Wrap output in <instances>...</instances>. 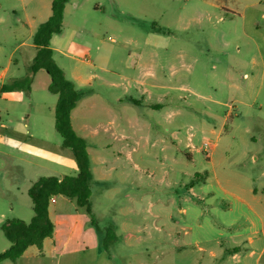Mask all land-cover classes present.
Here are the masks:
<instances>
[{
  "label": "rangeland",
  "instance_id": "obj_1",
  "mask_svg": "<svg viewBox=\"0 0 264 264\" xmlns=\"http://www.w3.org/2000/svg\"><path fill=\"white\" fill-rule=\"evenodd\" d=\"M67 3L56 39L64 43L73 33L75 41L90 46L91 62L128 77L131 85L136 55L153 54L158 82L171 89H156L151 99L134 90L121 94L141 100L137 110L152 124L143 132L149 139L136 145L133 159L118 151L124 144L118 139L88 141L94 169L91 214L69 199L59 211L66 221L55 220V250L15 264H229L234 252L242 258L251 250L255 257L261 254L253 264H264V0ZM23 8L22 0H0L5 20L0 25V124L31 114L30 125L53 147L62 143L50 110L57 95L47 89L51 78L45 70L34 79L27 69L36 51L32 33L22 26ZM149 40L166 48H152ZM53 59L69 79L77 67L103 74L71 55L55 53ZM13 84L18 90L8 94ZM94 90L118 104L103 82L96 81ZM75 117L76 122L86 119L84 113ZM103 118L100 113L94 121ZM0 163L5 164L1 158ZM7 187L0 179V189ZM4 193L0 253L10 246L2 226L15 218L29 222L34 215L23 187ZM13 195L18 199L10 212Z\"/></svg>",
  "mask_w": 264,
  "mask_h": 264
},
{
  "label": "crops",
  "instance_id": "obj_2",
  "mask_svg": "<svg viewBox=\"0 0 264 264\" xmlns=\"http://www.w3.org/2000/svg\"><path fill=\"white\" fill-rule=\"evenodd\" d=\"M24 1L23 14L25 21L22 23V26L28 32L32 33V39L34 38L35 33L38 28L36 25H42L46 22L52 14V0H22ZM69 2V1H68ZM75 8H79L78 3L74 4ZM68 8V3L66 4L64 10V19ZM98 9V7H96ZM5 20L0 18V25H3ZM23 27H20L18 30H23ZM155 33H150L149 36L154 35ZM58 35V34H57ZM57 35H54L51 39L50 47L53 49V56L55 53H61L64 56H74L78 58L81 62H86L93 69L103 70V74L99 73H83V69L77 67L74 69L70 81H72L75 87L79 90H84V94L81 96L77 102L76 107L71 113V124L73 130L77 135L82 137L87 144V151L89 154L92 177L90 181L91 188V197H92V188L94 181V169L92 167L93 156L91 154V148L88 144V141L95 137L108 138L113 137L122 141L124 146L118 150L123 152L130 159H133L134 153L137 151V146L139 145L143 137L147 140L149 139L146 135L143 136V132H148L152 128V124L146 120L142 119L140 112L137 110L138 107H141V100L134 98H126L121 94H126L130 90H134L142 99L144 96H147L148 99L154 96V90L156 89H171L169 84H163L158 82L157 69L159 62L153 54L146 56L145 54H137L134 58V69L136 71L135 76L132 78L133 85L129 82L128 77H123L120 74H115L109 71L107 68L91 62L88 57H90V46L85 43H80L74 40V34L72 33L66 41L63 43L59 39H56ZM114 41V39H112ZM57 42L61 47H55L53 44ZM152 48H166V45L158 44V42L147 41L146 42ZM20 45H23L22 43ZM33 46V41L30 44ZM153 55V56H152ZM107 55L105 57V62H103L102 57H99L100 63H106L108 59ZM183 57L184 54H181ZM86 59V61H84ZM33 61V60H32ZM14 63V62H13ZM32 64V63H31ZM27 66V69L30 73V67ZM43 70V69H42ZM9 72V66L4 69V72L1 75L2 80L7 79V74ZM40 70L36 72L33 76L35 79L39 74ZM65 74V73H64ZM66 76V75H65ZM15 77H11L9 80L14 83ZM126 80L127 85L124 84ZM96 81L103 82L106 86L110 87L111 96L115 97V102H112L111 99H105L101 97L100 93L95 88ZM51 83V79L47 84V89ZM16 87V84H13L12 87ZM5 86L3 85V89ZM18 90V87L15 89L9 88L8 94H14ZM49 91V90H48ZM122 91V92H121ZM86 97V98H85ZM82 98L86 99V106L84 109H79L80 100ZM99 98V99H98ZM9 99H6L8 103ZM100 100L101 104L97 105L96 101ZM25 101H23L24 104ZM130 104V105H129ZM146 105L150 107V102H147ZM56 104L50 108L51 111H54L55 114ZM8 114L10 115V105L7 108ZM84 113L86 119L79 122L78 118L76 122L75 114ZM102 114L104 118L102 120L94 121V118L98 117V114ZM31 114H28L26 118H11L7 123L0 124V146H3L4 149H0V158L3 159L5 164L0 163V179L8 185L6 190L0 189V200L6 199V193L8 191L13 193L15 191L20 192L21 187L29 196V189L32 184L43 177H56L62 179L65 176L76 175L77 174V163L74 157V154L71 149L63 148L62 143L59 145L56 144L51 147L50 143L45 139L44 134L40 133L35 126L30 125ZM101 129V130H100ZM1 130L5 131L1 135ZM103 167L106 164V158H102ZM49 165L52 167L50 168ZM59 167L62 171L61 174L53 167ZM48 171L49 174L46 172ZM103 175H106V169L102 171ZM48 175V176H47ZM22 185V186H21ZM11 186L13 189H11ZM90 197V200H91ZM57 198H62V204H59ZM10 201V212H14L13 201L17 200V196L13 195L8 198ZM69 198L65 196H56L53 197L49 202V217L54 224V232L52 238H46L43 241L42 249L37 248L36 246L28 247L23 255L19 258H28L36 257L40 255H46L53 250H55V241H56V222L63 223L66 221V214L60 211V206L69 204ZM59 204V205H58ZM28 205V203H27ZM32 206V204H31ZM2 217L5 214H1ZM23 220L21 218H15ZM25 221V220H23ZM26 222V221H25ZM250 242L253 243L254 239L252 236L249 238ZM7 249V247L2 248V251ZM264 252V249L261 253ZM238 252H234L230 255L229 264H253V262L258 263L260 256H256L255 251L251 250L246 252L243 257ZM18 259V260H19ZM7 262V261H5ZM5 262L3 264H5ZM15 264V263H13Z\"/></svg>",
  "mask_w": 264,
  "mask_h": 264
},
{
  "label": "trees",
  "instance_id": "obj_3",
  "mask_svg": "<svg viewBox=\"0 0 264 264\" xmlns=\"http://www.w3.org/2000/svg\"><path fill=\"white\" fill-rule=\"evenodd\" d=\"M68 1L52 0V14L38 28L33 38L36 54L29 70L34 75L43 69L51 78L48 90L57 95L55 128L62 138V147L71 149L74 154L77 174L65 176L62 179L43 177L32 184L29 197L34 215L29 222L13 219L7 221L9 226H2L10 246L0 253V264L5 261L16 263L28 247L36 246L42 249L43 241L46 238H52L54 224L49 217V202L53 197L65 196L75 200L79 207H85L91 214L92 171L87 144L76 134L71 124V113L85 91L77 89L74 83L66 78L64 71L55 63L53 49L50 47L52 37L62 32L64 10ZM15 88L17 86H11V89ZM92 222L94 223L93 218Z\"/></svg>",
  "mask_w": 264,
  "mask_h": 264
}]
</instances>
